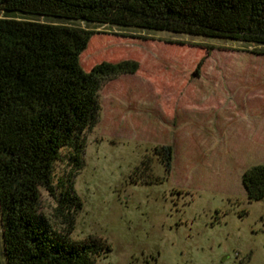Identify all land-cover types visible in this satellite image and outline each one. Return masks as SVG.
<instances>
[{
    "label": "rangeland",
    "instance_id": "374dc122",
    "mask_svg": "<svg viewBox=\"0 0 264 264\" xmlns=\"http://www.w3.org/2000/svg\"><path fill=\"white\" fill-rule=\"evenodd\" d=\"M69 22L97 32L84 70L139 62L101 87L73 179L82 208L71 237L111 244L96 264H264V199L250 201L241 179L264 163V46ZM162 145L173 149L169 172L153 150ZM69 170L57 161L56 180ZM55 207L42 190L41 213L58 227Z\"/></svg>",
    "mask_w": 264,
    "mask_h": 264
},
{
    "label": "trees",
    "instance_id": "16d2710c",
    "mask_svg": "<svg viewBox=\"0 0 264 264\" xmlns=\"http://www.w3.org/2000/svg\"><path fill=\"white\" fill-rule=\"evenodd\" d=\"M0 11V264H96L112 247L97 235L71 237L82 208L73 179L103 83L136 73L139 62L84 70L80 56L97 32L69 21L264 46V0H0ZM153 150L169 172L172 146ZM57 161L70 168L67 182L56 180ZM241 179L250 201L264 199V163ZM42 190L56 200L58 227L41 213Z\"/></svg>",
    "mask_w": 264,
    "mask_h": 264
}]
</instances>
